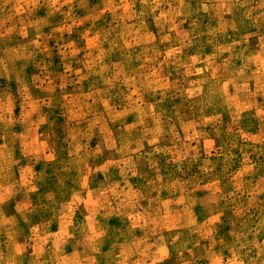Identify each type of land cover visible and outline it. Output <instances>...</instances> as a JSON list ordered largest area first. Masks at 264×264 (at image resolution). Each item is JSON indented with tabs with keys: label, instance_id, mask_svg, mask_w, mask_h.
<instances>
[{
	"label": "clouds",
	"instance_id": "9594fccd",
	"mask_svg": "<svg viewBox=\"0 0 264 264\" xmlns=\"http://www.w3.org/2000/svg\"><path fill=\"white\" fill-rule=\"evenodd\" d=\"M0 264H264V0H0Z\"/></svg>",
	"mask_w": 264,
	"mask_h": 264
}]
</instances>
